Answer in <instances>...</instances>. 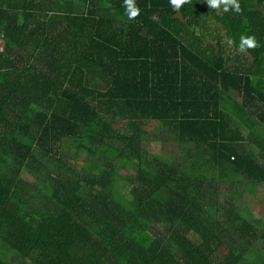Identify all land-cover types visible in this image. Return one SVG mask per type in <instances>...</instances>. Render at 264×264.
<instances>
[{
    "label": "trees",
    "instance_id": "16d2710c",
    "mask_svg": "<svg viewBox=\"0 0 264 264\" xmlns=\"http://www.w3.org/2000/svg\"><path fill=\"white\" fill-rule=\"evenodd\" d=\"M136 3L0 0V264H264V0Z\"/></svg>",
    "mask_w": 264,
    "mask_h": 264
},
{
    "label": "rangeland",
    "instance_id": "374dc122",
    "mask_svg": "<svg viewBox=\"0 0 264 264\" xmlns=\"http://www.w3.org/2000/svg\"><path fill=\"white\" fill-rule=\"evenodd\" d=\"M156 17L161 18V14H155ZM236 118H238V114H235ZM119 126V124H116ZM243 132L247 135L248 130L246 128H242ZM148 130V139L149 141L145 142V147L147 150H149L151 153L155 154H163V155H176L178 151V146L174 142L172 136L163 128L159 123H152L149 126H147ZM259 132L263 133V129L259 128ZM120 167V166H119ZM125 167L131 168L130 170L135 168V163L133 162H127V165H122L119 168L121 170V173L127 174L129 173V170H127ZM256 189L254 192L253 190ZM249 192L255 193V194H248L245 196L246 199L241 198L236 195V201L238 202V206L240 208H243L244 206H248L250 208L251 214L255 221H260V226L264 227L262 224V221H264V205L262 204L264 200V184L260 185L257 188H249ZM24 261L18 262L17 264H24Z\"/></svg>",
    "mask_w": 264,
    "mask_h": 264
},
{
    "label": "clouds",
    "instance_id": "9594fccd",
    "mask_svg": "<svg viewBox=\"0 0 264 264\" xmlns=\"http://www.w3.org/2000/svg\"><path fill=\"white\" fill-rule=\"evenodd\" d=\"M169 2L174 10L179 11L181 7L189 3L190 0H169ZM206 3L212 10L223 9L224 12L233 11L236 14H241L243 12L240 0H206ZM123 6L129 20L134 21L141 14V9L137 5L136 0H123ZM227 43L231 47L234 45L235 41L233 39H228ZM259 46V42L255 35H241L237 50L239 53H245L247 50H254Z\"/></svg>",
    "mask_w": 264,
    "mask_h": 264
},
{
    "label": "water",
    "instance_id": "95a60500",
    "mask_svg": "<svg viewBox=\"0 0 264 264\" xmlns=\"http://www.w3.org/2000/svg\"><path fill=\"white\" fill-rule=\"evenodd\" d=\"M6 46V42L2 37H0V50L3 49Z\"/></svg>",
    "mask_w": 264,
    "mask_h": 264
}]
</instances>
